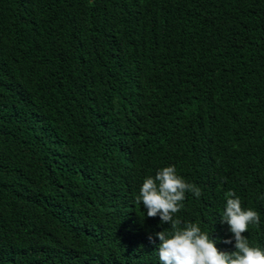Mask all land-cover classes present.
<instances>
[{
  "label": "trees",
  "instance_id": "1",
  "mask_svg": "<svg viewBox=\"0 0 264 264\" xmlns=\"http://www.w3.org/2000/svg\"><path fill=\"white\" fill-rule=\"evenodd\" d=\"M171 165L181 227L234 251L233 191L264 249V0H0V264H161Z\"/></svg>",
  "mask_w": 264,
  "mask_h": 264
},
{
  "label": "clouds",
  "instance_id": "2",
  "mask_svg": "<svg viewBox=\"0 0 264 264\" xmlns=\"http://www.w3.org/2000/svg\"><path fill=\"white\" fill-rule=\"evenodd\" d=\"M189 192L197 198L202 195L199 187L186 182L171 165L157 171L154 177H146L136 197V203H142L147 210V217L159 215L161 224L170 225L171 231L167 228L155 233L160 241L158 256L161 264H264V249L252 246L243 235L250 224H260L258 212L244 209L235 192L226 193V208L220 222L229 226L233 237L223 243L233 244L234 240L235 250L222 251L216 246L217 241L202 231L198 223H187L181 227L182 221L176 214ZM148 239L155 243L152 235Z\"/></svg>",
  "mask_w": 264,
  "mask_h": 264
}]
</instances>
